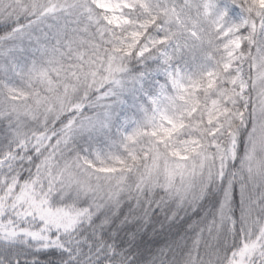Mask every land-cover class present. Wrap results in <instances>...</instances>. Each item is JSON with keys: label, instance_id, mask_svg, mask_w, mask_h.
I'll use <instances>...</instances> for the list:
<instances>
[{"label": "snow or ice", "instance_id": "obj_1", "mask_svg": "<svg viewBox=\"0 0 264 264\" xmlns=\"http://www.w3.org/2000/svg\"><path fill=\"white\" fill-rule=\"evenodd\" d=\"M0 264H264V0H0Z\"/></svg>", "mask_w": 264, "mask_h": 264}]
</instances>
